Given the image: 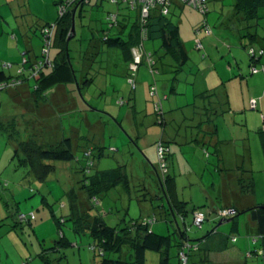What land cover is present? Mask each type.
<instances>
[{
	"label": "trees",
	"instance_id": "1",
	"mask_svg": "<svg viewBox=\"0 0 264 264\" xmlns=\"http://www.w3.org/2000/svg\"><path fill=\"white\" fill-rule=\"evenodd\" d=\"M210 1L216 0H206L203 12L195 10L205 15L209 11L208 3ZM169 2L170 4L167 7L155 4L149 10L148 15L143 17L141 14V4L136 2L132 8L129 0H110L113 8L107 10L101 17L97 18L96 25H98L99 29L90 30L91 33L87 39V44L83 48L82 41L85 37L80 34L77 38L75 21L76 19L80 21L84 17L83 9L85 6L92 8V12L98 10V7L101 8L100 0H95L93 3L90 0H56L54 1V5L58 7V12L62 6L64 13L62 15L58 13V17L54 23H44L37 27L36 32L33 31L34 35L40 39L42 46V48L40 46L41 49L37 55H34V60H31L26 55H22L23 66L17 69L15 75H9L4 71L5 69L0 68V91L13 90L26 84L27 91L32 98L28 102L36 103L37 107V105L47 104L50 92L54 88L71 85L72 88L74 87L72 98L77 105L73 110L81 111L84 108L86 112L88 107L76 99L77 93L84 100L81 91L85 87L92 88L95 77L101 76L100 85L90 95L95 97L96 94L98 98H101L102 95L106 96V83L110 81V77L119 75L111 73L110 70L123 66L126 70L124 77L129 86L130 93H134L138 87V73L142 68L146 74L144 84L147 83V103L150 105L151 116L155 119L154 124L159 127L160 131V136L154 143L155 163L151 164L149 171L146 170V172L151 173L155 182L154 186L158 188V193L152 194L150 189H147L146 185H143L144 182L141 177L133 176L139 183L134 185V180L132 186L130 185V174L126 168L129 166V169L136 170V165L132 158H129L131 155L128 152L130 151L129 148L122 146L119 150L120 155L114 156L113 152H115V148L110 147L106 143L103 144L100 137L94 138L89 131L81 134V131L79 132L78 129H74L75 127H70L69 129L64 127L62 123L63 118L62 120L59 119V116L62 117L64 115L62 113L64 112L58 109H56V118L52 123H55L56 119H59L61 127L58 131H53L51 128L54 124L48 125L47 131L54 134V138L48 141L43 140L41 143L38 141V135L34 133H30L34 136L30 135L27 130H25L27 134L25 133L23 136V131H20L18 128L21 121L17 120V114L12 115L6 121L0 120V131L4 132L13 142L14 153L12 161H15V167L27 168V173L31 174L40 183H45L48 177L57 170L68 173L73 172L78 175L71 180V187L63 191L62 197L64 199L61 202V207L66 208L64 215L57 217L53 204H50L45 196L41 197L40 205L47 209L50 218L55 221L60 230L58 242L50 248H42L38 254V257L44 264H50L53 261L49 258L50 253H61V256L57 259H62L64 257L62 249H66L71 245V242L65 237L61 229L66 223L70 224V230L74 235H89L92 242L88 246V249L94 252V256L101 257L97 264H145L147 252L158 253V264H169V252L172 247H176L178 264H182L179 261V253L182 250L187 253L186 264H198L196 261H199L200 264H212L203 255L204 253H209V251L204 249L202 240L210 234L215 233L224 238L222 241L224 242L223 247H228L230 236L222 232H216L217 224L205 231V236L196 241L191 240L187 232L184 229L182 230L178 225L171 235L166 236L159 235L150 228L157 221L156 216L153 214L156 213V210L160 209V212L163 210L162 213L164 215V211H169L174 220L179 217L182 222L189 215L190 211V208H187V203L178 198L175 179L169 174L170 149L165 141V125L167 121L163 102L167 99V94L159 90L161 80L163 79L162 76L171 75L172 79L170 81H176L177 76L183 72L189 60L187 51L179 36L178 24L174 23L172 18H170L173 7L179 4L189 5L183 3L181 0H169ZM190 7L193 8L192 6ZM231 7L233 16H240L241 18L239 19L242 22L249 23L253 20L256 21L255 24L246 25L243 28L245 32L241 37L248 38V43L242 45V47L247 50L250 67H256L254 64L259 63L264 57V34L260 35L257 33V28L261 27L259 22L264 20V0H234ZM165 9L166 12H164ZM131 11H134L135 15H131ZM231 26L237 30L235 23L232 22ZM206 28L208 26L203 24L201 28L197 29L198 31L195 30V33H199L201 29L205 32ZM251 28L255 30L250 32ZM48 32L51 36L48 38L49 42L47 43L45 38L48 36L45 35ZM73 40H77L80 43H73L74 48L72 49L70 45ZM197 42L201 43L200 40H197L196 44ZM148 44L152 45V47L149 48ZM253 45H257L259 49H254ZM52 48H54L53 58H51ZM44 50H46V53ZM72 50L76 54L74 57L76 59L75 62H73L74 58L70 56V51ZM137 51L141 53V58L138 62H135L136 56L134 54ZM77 62L78 66L76 65ZM8 65L11 66V64ZM216 96L214 89L205 91L196 95V98L207 102V106L202 105L198 109L195 105L190 104L198 110L196 115L200 127L207 122H215L216 118L222 117L229 111L225 98L222 103L219 102V105L225 106L224 109L217 110L216 107H213L214 103L211 102V97ZM124 104L126 103L122 98H115L116 106L122 108ZM80 105L82 108H79ZM15 109L28 110L26 105L18 108L15 107ZM48 110V107H46L43 113L39 111L37 115L43 117V121H45L49 114L51 117L54 114L52 110L51 113ZM22 114L25 113H21L20 116ZM69 115L72 114L69 113ZM107 115L104 113L102 117L105 118ZM24 123L26 121H23ZM108 127L111 128V125ZM213 127L216 133L218 129H216L215 123ZM109 128L103 130L106 133V136L102 134L101 137L103 139L104 137L110 140L115 138L114 144L125 135L124 137H126L128 144L133 145L135 143L136 145L135 138H132L125 129L111 130ZM63 130L64 134L62 133ZM260 134H262L261 144L264 151V132L261 130ZM117 135L120 136V139H118ZM219 142L221 141L219 140ZM157 144H160L159 146L163 150L162 158H159L157 153ZM130 145H126V147ZM205 146L206 144H204ZM123 148L125 149L123 150ZM109 157H117L119 159L118 162L115 161L117 165L109 168L102 167L100 165L101 162ZM120 157L123 160L120 161ZM246 161L250 163L249 158ZM246 161L243 162L245 163ZM58 164H61L62 167L59 168ZM239 168L237 167V169ZM241 168L242 177L237 180V183L235 182L236 186H238L241 193L252 191L254 186L252 172L250 169H245L243 165ZM162 169H165V172L162 173ZM244 173L246 176H243ZM232 181L235 180L231 176ZM132 187L137 189L136 192L142 191V194H139L138 197H143V201H145L147 196L152 197V200L156 199L160 203L165 202L166 204L163 205L164 203H161L154 206L151 203L153 209L152 215L130 219L128 223L124 222V219H119L115 224L109 225L101 214L99 203L104 201L110 193H116V191H123L126 195H131ZM140 202L142 201L140 200ZM228 209H232L234 213L230 218L228 217V220L227 218L221 219L219 213L222 210ZM194 210L195 208H192V212L190 211V214H193L192 222L195 211H201L206 220L207 217L210 219L211 216L213 223L233 221V228L236 227L237 223L235 218L239 215L247 214L254 226V234L256 235L254 241L256 243L259 241V249L254 251V253L260 255L262 264H264V205L245 209H239L232 205L231 207H221L214 210H204L202 207L199 210L197 208ZM4 211L6 217L15 214L19 225L26 224L32 227L33 222L36 220L35 211L30 209L29 211L21 212L18 207V201H15L13 198L11 203L10 200L4 201ZM110 211H112V208ZM21 216L23 217L21 218ZM122 221L124 223L121 225ZM192 241L195 242L193 243ZM231 241L235 242V237H232ZM185 244L191 245V249H185ZM194 245L197 246L196 250L193 249ZM224 248L220 247L218 251ZM110 253L117 254L118 256L115 259L107 258L106 255ZM194 258H197V260L193 261Z\"/></svg>",
	"mask_w": 264,
	"mask_h": 264
},
{
	"label": "rangeland",
	"instance_id": "2",
	"mask_svg": "<svg viewBox=\"0 0 264 264\" xmlns=\"http://www.w3.org/2000/svg\"><path fill=\"white\" fill-rule=\"evenodd\" d=\"M54 1L56 0H0L1 42L8 40V36L12 37L14 35L12 34L13 30H19L18 26L20 25L25 29L30 28L32 31L28 34V37L34 36L32 39V46L38 48L36 52L38 53L42 48L41 41L34 35L33 31L36 32L37 27L44 23L52 24L55 22L59 12L58 7L54 5ZM90 1L91 3L95 2V0ZM232 2L233 0L210 1L208 3L209 11L205 15L190 6L179 4L172 8L170 18H172L174 23L178 24L180 39L189 56L184 71L179 74L180 82L182 83L180 88L183 90L186 88L189 91V89L198 90V87L203 85H207L208 88H213L220 84L218 87L214 88L217 96L211 97V102H213L215 106L217 105V110L225 108L222 104L219 105V102L222 103L224 101V90L227 89V94L231 91V118L225 113L222 117L219 116L215 120L218 129V137L221 141V153L223 152L224 160L220 162L219 174L215 173L216 169L214 166L210 167L214 176L212 174H206L202 181H204V178L206 184H209L207 179L215 181L216 190H214L213 196L218 201L217 205H219V207L223 206V202H219L223 200L224 195H226L228 199H231V205L233 206H236V203H240L242 199V203L245 207H252L253 205L259 206L264 204V151L261 144L262 134H260L263 128L262 116H264V67H262L264 66V57L259 63L254 64L259 72L257 74H252L249 64V55L247 50L242 47V45L248 43V38L241 37L245 32L243 28L246 25L255 24L256 21L253 20L247 23L242 22V20L239 19L241 18L240 16L234 17L231 7ZM100 3L101 8L98 7V10L94 12H92V8L85 6L83 9L84 17L81 18L80 21L77 19L75 21V33L77 38L80 34L85 37L82 41L83 48H85L87 44V39L91 33L90 30L94 31L96 28L97 30L99 29L98 25H96L97 18L101 17L107 10L113 8L110 0H100ZM130 13L131 15H135L134 11ZM231 21L237 25V30L233 29ZM259 23L262 28L258 27L257 33L263 35L264 20ZM203 24L208 26L211 33H205L202 29L199 33H195V30L201 28ZM254 30V28H251L250 32ZM18 35L19 41L24 46L25 38L21 37V33ZM197 40L201 41V50H197L195 47ZM27 42L29 44V41ZM73 43L79 44L80 42L73 40L70 45L72 49L74 48ZM148 46L149 48L152 47V45L149 44ZM252 47L256 50L259 49L257 45H253ZM22 51L24 50L22 49ZM18 53L19 52L15 53V56ZM53 53L54 48H52L51 58H53ZM138 54L139 52H135L134 55ZM75 55L73 50L70 51V56L74 58ZM26 56H28V54ZM12 58L13 55L10 60H6V58L0 60V68L5 69L4 71L7 73L13 71L12 75H15L16 70L23 66L22 54L19 53L14 63L10 62L13 61ZM75 61L76 59L74 58L73 62ZM7 64H11V66H7ZM25 65L27 66V64ZM76 65L78 66V62ZM227 66L231 67V80L227 81V78H225V82H221L219 75L226 73ZM216 70H218L219 74H215ZM186 72H190L192 75H187ZM213 73L215 75H212ZM203 75L208 76L207 78H202ZM100 77L101 76H97L94 78V87H85L82 89L81 92L85 103L84 100L81 99L79 93H77L76 97L77 100H80L82 104L88 107L86 114L89 116L88 118L92 127L90 133L94 138L100 137L101 132H103V136H106V133L102 130L101 123L104 122L101 119L104 113H106V115L122 116V113L124 114L126 110L125 107L121 108L115 105L116 95L119 94H116L118 91L113 92L112 87L109 86L110 82L106 83L108 86L106 88V96L102 95L101 98H98L95 94V98L90 95V93L94 92L95 88L98 89L101 81ZM162 77L166 83L170 82V79H172L171 75ZM111 80L112 86L121 89V86L124 84L126 87L124 90H129L128 84L125 83L124 79L111 78ZM185 82L188 83V86L187 84L184 85ZM159 90H161V88H159ZM9 97L10 94L7 93V91H0V115L6 109L13 114V102L10 101ZM188 98H192V96L188 94L187 97H179L177 102H185ZM193 98L194 102L191 103L193 105L198 104V107L208 105L207 102L197 99L196 96H193ZM252 99L257 101L256 110L250 108V101ZM163 102L164 104L167 103L166 100ZM47 105L49 109L48 112L51 113L52 110L54 114L53 117L49 114L45 121H43V117H37L34 111L31 110L26 111L22 116H18L17 120L21 121L19 122L18 128L20 131H23V136L26 133L25 130H27L29 132L28 134L34 133L38 135V141L40 143L43 140L48 141L54 138V134L49 133L47 127L48 125L54 124L52 122H54L56 118V107L54 108L50 101L47 102ZM227 106H229V104ZM79 108H82V106L80 105ZM127 112H129V110H127ZM194 112H196V108ZM70 113L72 116L69 119L66 117L67 115H63V117H65V120L62 122L63 126L67 129L75 127L82 131L85 128L83 113L76 110ZM137 114L140 115L141 113ZM63 117L59 116L61 120ZM150 117L151 115L149 118ZM105 119L107 120L106 116ZM151 119H153V116ZM23 121H26V123L23 124ZM110 125L111 128L109 129L111 130H120L122 128L126 130V124L124 122H122V125L111 122ZM191 125L189 121H185L180 127V132H184ZM147 126L149 125L146 121L145 124L140 126L142 129L141 131L146 130ZM166 128V136L168 134L170 135L172 129L177 130L176 126L170 128V126L167 125ZM62 133L64 134V130ZM114 139L115 138H112V140H110L104 137L106 144L110 141H112V144L115 141ZM176 139L179 140L178 138ZM12 144V139L6 136L4 132L0 131V264H44L38 257V254L41 252L42 248H50L58 242L60 230L55 221L50 218L47 209L40 205L41 197L45 196L47 201L53 204L57 217L64 215L66 213V208L64 209L61 207V202H63L64 199V197H62L63 191L71 187V180L78 175L73 172L68 173L57 170L48 177L45 183H40L31 174L27 173V168L15 167V161H12V155L14 153ZM117 146L120 149L122 148L120 141L117 142ZM125 148L130 149L128 152L132 154L127 156L132 158L136 165V170H139L138 173H142L140 177L146 185V188L150 189L152 194H157L158 188L154 186L155 182L153 181L154 178L151 173L141 171V168L144 167L140 158V155L142 156L141 152L135 149L134 146ZM125 148H123V150ZM186 151L187 150H184V153H186ZM190 152V158L192 154L195 155V157H198L196 155H202L201 149H196L197 154L195 150ZM247 158L250 159V163L246 161ZM118 160L117 157L110 159V167L117 165L115 161L118 162ZM121 160L123 159L120 157V161ZM243 161L246 162L244 163ZM242 165L245 169L251 170L254 185L252 191L245 193H241L238 186H236L237 180L242 177ZM58 166L59 168L62 167L61 164H58ZM237 167L240 168L237 169ZM226 174H231L235 181L231 182ZM243 176H246V174L244 173ZM181 182H183V180H178L179 190L181 189ZM138 183L137 179H135L134 185ZM136 190L137 189L132 187L131 195H126L125 193L117 191L116 193H110L104 201L99 203L101 214L109 225L115 224L119 219H124V222L128 223L130 219H136L140 217V215H152V213L150 214L152 211L150 207L151 203H153L154 206L161 204L159 200H152V197L147 196L144 202L143 197H138L139 194H142V191L136 192ZM183 196H186V192ZM12 198L18 201V207L21 212H26L30 209L35 211L36 220L33 222L32 227L26 224L19 225L15 214L6 217L4 201L10 200L11 203ZM140 200L142 202H140ZM144 207L147 210L150 209L148 210V214L143 210ZM111 208L112 211H110ZM162 212L163 210L161 212L160 210H156V213H153L157 221L152 224L150 228L153 232L164 236L171 235L178 225L181 229L184 227L188 237L194 240L199 238L201 234L209 230L212 226L220 223H213L212 217L210 216V219L201 224V228L199 229L193 226L192 217L189 215L182 222L179 217L174 220L172 215L168 212L164 211L165 215ZM229 218H227V220ZM235 219L237 222L235 228H233V221H223L222 225L219 227L220 232L230 237H235L236 239V243L229 241V248L223 255L230 258L229 260L233 264H262L260 255L254 253V251L259 249V241H257V243L254 241L256 235L254 234L255 232L249 216L243 214ZM124 222L122 221L121 225ZM14 225L15 227L13 228ZM61 229L65 237L71 242V245L66 249H62L64 254L62 259H57L61 256V253H50L49 258L53 260L50 264H97L100 261L101 257L94 256V252L88 249V246H90L92 242L88 234H83L81 236L74 235L70 230L69 223L63 225ZM247 241H250V249L248 250L245 248L247 247ZM117 256V254L111 253L106 255V257L110 259H115ZM158 261V253L147 252L145 264H158ZM193 261L196 260L194 259ZM169 264H178L176 247L170 248Z\"/></svg>",
	"mask_w": 264,
	"mask_h": 264
},
{
	"label": "crops",
	"instance_id": "3",
	"mask_svg": "<svg viewBox=\"0 0 264 264\" xmlns=\"http://www.w3.org/2000/svg\"><path fill=\"white\" fill-rule=\"evenodd\" d=\"M233 2H234V0H233ZM233 2L231 3V5L233 4ZM18 28H19V30H15V31L13 30L12 34H14V35L12 37L8 36V40H4L3 42H1L2 39L0 38V60H4L5 58H6V60H10V58L13 55V58H12L13 61H10V62L14 63L15 60H17L19 53L22 55L28 54L27 57L30 58L31 60H34V55H37L36 52H37L38 48L32 46V39L34 38V36L28 37V34H30L32 31L29 28L25 29L24 27H22L20 25L18 26ZM20 33H21V37L25 38L24 46L21 44V42L19 41V38H18V36H19L18 34H20ZM27 41H29V44ZM13 43H15V44H13ZM22 49L24 51H22ZM17 52H19V53L15 56V53H17ZM226 69L227 70H226L225 74L223 72H221L224 75L221 73H220L221 75H219L221 82H225L224 81V80H226L225 78H227V81L231 80V67L227 66ZM12 72L13 71L9 72L8 74L12 75ZM16 72H17V70H16ZM110 72L115 73V74H119L118 76H111L110 77V81H109L110 85L109 86L112 87L113 92L118 91V93H116V94H119V95H116V98L119 97L125 101L126 104H124L123 107H125L126 110H125L124 114L122 113V116H119V115L113 116L111 114H108L106 116L107 120L105 118H101L104 121V122H101L102 123V130L108 129L109 128L108 126L110 125L111 122H116V123H119L120 125H122V122H124L126 124V126H125L126 131L130 134V136L132 138H135L136 145H135V143L133 145L128 144L126 137H124L125 136L124 133H123L124 136L121 139H120V136L117 135L118 139H120L119 141L121 142V145L123 147H126V145H130L131 147L134 146L135 149H137L139 152H141L142 156L140 155V158H141V162L144 165V167H143L144 169L142 168L141 171H143V172H145L146 170L149 171L151 168L150 167L151 164L155 163L154 143L158 139V137L160 136L159 135L160 131H159V127L154 124V122H155L154 117H153V119H151L152 116L149 118V116L151 115V109H150V105L147 103V96H146L147 95L146 94L147 83L144 84V77H146V74L143 70H141L138 73V78H137L138 87L134 93H130V90H128V91L124 90L126 88L124 86V84L121 86V89L116 88V87L111 85V81H112L111 78H121V79H124V81L126 83V80L124 77V75L126 73L125 68H123V66L116 67V68L111 69ZM186 73H187V75H190V74L192 75V73H190V72H186ZM215 74H219L218 70L215 71ZM215 74L213 73L212 75H215ZM207 76L208 75H203L202 78H207ZM213 77H215V76H213ZM181 84L182 83L180 82V78L178 75L177 80L173 81V82L170 81V82L166 83L165 80L162 79L161 80V86H160L161 91H163L164 93L167 94V99H166L167 103L164 104V109L166 111V114H165L166 115V121H167L165 126L169 125L170 128H172L174 126L177 127V130H174V129L171 130V132H170L171 136L169 134L166 136V134H165V141L167 142V145L169 146V149H170L169 161H170L171 172L169 170V174L171 176H173L175 179L176 192H177L178 198L187 203V208H190L191 212H192V208H195V210L197 208V210H199L202 207L204 210H207V209L208 210H210V209L214 210V209H218L221 207H231L232 206L231 205V199H228L226 195H224L223 200L219 202V203L223 202V206L219 207V205H217L218 201L213 196V192H214V190H216L215 189V186H216L215 181H213L211 179L210 180L207 179L209 184H206L205 178H204V181H202L203 177L206 174L207 175L212 174L214 176V173L211 172L210 167L214 166V168L216 169L215 173L219 174L220 162H222L224 160V156L222 154L223 152L221 153V147L219 145L220 139L218 137V130L216 133L214 132L213 124L215 122L214 121L209 122V123L207 122L205 125L200 127V125L198 124V119H197V115H196V112L198 110H196V112H194V109H195L194 106L193 107L190 106V104L192 102H194L193 96L195 97L196 95L201 94L205 91L213 90L214 88L218 87L220 84L216 87H213V88L212 87L208 88L207 85H203L201 87H198L199 91L197 89H194V90L189 89V91H188V89H186V88H184V90H183L180 88ZM186 84L188 86V83L185 82L184 85H186ZM25 85L26 84H24L18 88H15L13 90H5V91H7V93L10 94L9 99H10V101L13 102L12 104H13L14 110L12 111L13 112V114H12L11 112H9V110L6 109L0 115V120L6 121L14 114H17L18 116H20L21 113H25L26 111H29V110L34 111V113L36 115L39 113V111H41V113H43L44 110H46V107H47L46 103L41 104V105H37V107H36V103L28 102V100H31L32 98H31L30 94L28 93ZM73 88L71 85L58 86L50 92V98H49L50 103L54 107H56V109L64 112L62 114H67L68 119L72 116V115H69L70 111H73V108L77 107L75 100L72 98L73 97V94H72ZM192 89H193V87H192ZM188 94L191 95L192 98H188V100L185 102H180V103L177 102L179 97H183V96L187 97ZM226 94H227V89L224 90V98L227 100V103L229 104V106H228L229 111L227 112V115L231 118V91L229 94H227V95ZM120 96H122V97H120ZM24 105H26V108H28V110L27 109H24V110L15 109V107L18 108V107H22ZM0 106H1V104H0ZM195 107H197L198 109L200 108V106L198 107V104H196ZM213 107L214 108L216 107L215 104L213 105ZM139 108H141V109H139ZM82 109L83 110H81V111L78 110V111L82 112L84 115L83 120L85 123L84 124L85 128L81 132L79 130V132L81 134H84L87 131H89V132L92 131V127H91V124H90V121L88 118L89 116L86 114L87 113L86 110L84 108H82ZM15 110H17V111L15 112ZM36 110H37V112H35ZM127 110H129V112H127ZM137 113H141V114L138 115ZM40 116H44V115H40ZM37 117H39V116L37 115ZM62 117H63V115H62ZM63 118L64 119L62 121L65 120V117H63ZM59 119H56V122L54 123L53 127L51 128V129H53V131H56V130L58 131V129L61 127L60 126L61 122ZM99 120H100V118H99ZM146 121H147L149 126L146 127V130L141 131L142 129L140 128V126L142 124H145ZM185 121H189V123H191L192 125L189 126V128L186 129L184 132H180V127H181V125H183L185 123ZM74 129L77 130L76 128H74ZM74 129H72V130H74ZM166 130H167V128H165V133H166ZM102 134H103V132H101L100 138H101L102 143L104 144V143H106V141L101 137ZM176 138H178L180 141L177 140ZM110 144H111V142H109L107 145H109L112 148H115V152H113V155L114 156L120 155L119 154L120 148L117 146V142L114 144L112 143L111 145ZM204 144H206V146H205L206 148L204 147ZM196 149H201L202 155L201 154L196 155L198 157H195V155L192 154V157H191L193 159V161H192V159L189 157V154L191 153L190 151H194V150L196 153ZM184 150H187L189 152L186 151V153H184ZM112 158H114V157H112ZM112 158L109 157V158L104 159L100 165L102 167L109 168L111 166V162H109V161ZM126 170L130 174V179H131L130 185L132 186L133 181L135 180V178L133 176L140 177L142 175V173L139 174L138 169L137 170L129 169V166L126 168ZM226 175H228V178L231 181V174H226ZM178 180H183V182L180 183V188H181L180 190L178 187ZM143 185H145V184H143ZM119 190L121 191V189H119ZM185 192H186V196H183L185 194ZM121 193H124V192L121 191ZM145 201H146V198H145ZM240 201L241 202L236 203V206L234 205V207L239 208V209L249 208V207L244 206V204L242 203V199ZM161 203L162 204L164 203L163 205L166 204L165 202H161ZM253 206H255V205H253ZM150 207L152 210L150 212V214H151L153 212V209H152V206H150ZM143 210L148 214L149 213L148 210H150V209L147 210L144 207ZM190 211H189V216L192 217L193 214L191 215ZM167 212L170 215H172L169 211H167ZM145 216L146 215H140V217H145ZM147 216H149V215H147ZM208 220H209V218L207 217V221ZM221 225H222V222L219 223L218 225H216V229H215L216 232H220L219 227ZM183 229H184V227L182 228V230ZM253 230H254V226H253ZM204 236H205V232L203 234H201L199 236V238H203ZM199 238H197V239H199ZM230 238H232V237H229L228 244H230V242H231ZM197 239H194V240H197ZM223 240H224V238L222 236H220L219 234H216V233L210 234L208 237H206L205 239L202 240V242H203L202 244H203L204 249L209 251V253H207V254L204 253L203 255H205V257L212 264H233L229 260L230 258L223 255V253L226 250H228V248H229V247H227V248L223 247V244H224V242H222ZM234 243H236V241ZM249 245H250V241L249 242L247 241V247H245V248H247L246 250L250 249ZM220 247L224 248V249H221L220 251H218V249ZM195 260H197V258ZM196 262L198 264H200L199 261H196Z\"/></svg>",
	"mask_w": 264,
	"mask_h": 264
},
{
	"label": "built area",
	"instance_id": "4",
	"mask_svg": "<svg viewBox=\"0 0 264 264\" xmlns=\"http://www.w3.org/2000/svg\"><path fill=\"white\" fill-rule=\"evenodd\" d=\"M183 3L189 5V6H192L194 9H197L199 10L200 12H203V9H204V3L206 0H181ZM114 2V1H113ZM130 2V6L133 8L134 7V4L137 2L139 4L142 5V8H141V14L143 17H146L149 13V10L152 8V6H154L155 4H160V5H163V6H168L170 4L169 0H129ZM166 12V9L165 11ZM64 13V9L63 7L61 6L59 8V14L62 15ZM205 33H211V30H209V28H206L205 29ZM45 36H48L46 39V42L48 43V38L51 36L50 33L48 32L47 35ZM196 48L197 49H201L202 46H201V43L200 42H197L196 44ZM45 53H46V50H44ZM138 52V51H137ZM136 58H135V62H138L141 58V53H139L138 55H135ZM134 70V69H133ZM258 69L256 67H252L251 68V73L252 74H256L258 73ZM257 107V101L252 99L250 101V108L252 110H255ZM263 119V122H264V116L262 117ZM262 131L264 132V124H263V128H262ZM160 144H157V153L159 155V158H162L163 156V150L162 148L159 146ZM162 167V166H161ZM165 172V169H162V173ZM234 213V211L232 209H228V210H222L219 215L221 217V219H225V218H228L230 217L232 214ZM23 216H21L22 218ZM206 218L204 216V214L201 212V211H196L194 213V216H193V226H196L198 228H201V224H203L205 222ZM184 248L185 249H191V245L189 244H185L184 245ZM194 250L197 249V246L194 245L193 247ZM179 261L182 263V264H186L187 263V253L184 252V250H182L180 253H179Z\"/></svg>",
	"mask_w": 264,
	"mask_h": 264
},
{
	"label": "water",
	"instance_id": "5",
	"mask_svg": "<svg viewBox=\"0 0 264 264\" xmlns=\"http://www.w3.org/2000/svg\"><path fill=\"white\" fill-rule=\"evenodd\" d=\"M221 223V222H220Z\"/></svg>",
	"mask_w": 264,
	"mask_h": 264
}]
</instances>
